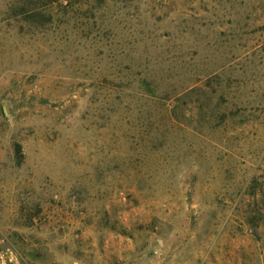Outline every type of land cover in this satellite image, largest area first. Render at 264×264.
I'll return each instance as SVG.
<instances>
[{"label":"rangeland","instance_id":"374dc122","mask_svg":"<svg viewBox=\"0 0 264 264\" xmlns=\"http://www.w3.org/2000/svg\"><path fill=\"white\" fill-rule=\"evenodd\" d=\"M0 229L28 264H264V0H0Z\"/></svg>","mask_w":264,"mask_h":264},{"label":"built area","instance_id":"2783aa9c","mask_svg":"<svg viewBox=\"0 0 264 264\" xmlns=\"http://www.w3.org/2000/svg\"><path fill=\"white\" fill-rule=\"evenodd\" d=\"M0 264H28L0 229Z\"/></svg>","mask_w":264,"mask_h":264}]
</instances>
